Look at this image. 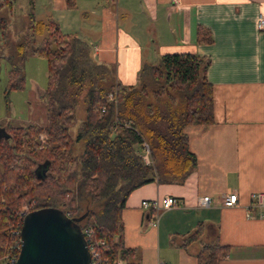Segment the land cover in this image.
I'll use <instances>...</instances> for the list:
<instances>
[{
	"label": "trees",
	"instance_id": "obj_1",
	"mask_svg": "<svg viewBox=\"0 0 264 264\" xmlns=\"http://www.w3.org/2000/svg\"><path fill=\"white\" fill-rule=\"evenodd\" d=\"M7 3L11 5L10 0H0V8ZM64 3L74 7L76 0ZM6 25L0 15L4 38ZM22 36L6 56L10 62L6 91L20 87L28 52L44 57L47 122L9 126L0 135V264H11L8 257H17L20 210L32 200L30 209L58 207L69 212L82 230H92V246L88 245L97 253L93 264L118 260L139 264L136 247L123 240L121 209L138 186L152 180L182 183L196 168L184 128L214 121L213 88L206 77L209 58L167 52L154 64L143 63L135 83L124 84L111 64L93 58L87 42L63 32L51 17L41 20L28 13ZM1 41L0 58L7 47ZM196 41L211 42L209 29L197 26ZM146 80L155 83L151 84L154 102L146 101ZM167 88L177 91L181 105L174 106L175 97ZM80 92L85 114L77 118L74 101ZM163 92L169 100L162 101ZM77 141L82 150L76 154L72 147ZM145 145L148 161L143 156ZM203 228L202 222L197 223L175 243L186 247L200 240ZM229 249L218 240L203 242L196 261L217 264Z\"/></svg>",
	"mask_w": 264,
	"mask_h": 264
},
{
	"label": "crops",
	"instance_id": "obj_2",
	"mask_svg": "<svg viewBox=\"0 0 264 264\" xmlns=\"http://www.w3.org/2000/svg\"><path fill=\"white\" fill-rule=\"evenodd\" d=\"M14 8L15 0H10ZM30 3V1H29ZM47 18L91 47L93 58L114 67L124 84L137 81L143 63H156L167 52H192L209 58L207 80L213 88L212 123L184 130L196 168L182 183L148 181L133 189L121 209L125 245L136 247L139 264H198L203 242L230 245L217 264H264V207L246 215L250 194L264 191V0H48ZM29 11L28 13H30ZM28 15V14H27ZM212 41H196L197 26ZM236 191L238 201L222 204ZM171 195L178 205L155 212L143 199ZM211 197L201 206L198 198ZM204 225L200 240L175 242ZM174 237V240H173Z\"/></svg>",
	"mask_w": 264,
	"mask_h": 264
},
{
	"label": "rangeland",
	"instance_id": "obj_3",
	"mask_svg": "<svg viewBox=\"0 0 264 264\" xmlns=\"http://www.w3.org/2000/svg\"><path fill=\"white\" fill-rule=\"evenodd\" d=\"M12 7V3L10 6L7 3L0 8V15L6 18L7 21V25L5 26V38L3 35L0 36V45H2L1 40H3V43L5 40L7 46L5 49L3 48L4 50L1 52V56L3 57L0 58V135L3 134L5 128L9 126L26 125L29 123L44 125L47 122L46 98L42 96V92L47 84L46 59L28 52L23 62V79L20 87L11 88L6 91L8 84V69L10 68V62L6 56L10 54L16 44L23 39L22 35L28 12H33L36 19H45L48 16L47 12L50 6L48 0H33L32 4L29 3V0H15L14 8L12 9ZM36 37L37 40H39L41 36L37 35ZM9 44L11 45L10 49ZM145 82L149 92L146 101L154 102L155 98L152 95L151 84L154 86L155 83L150 82V80H146ZM158 85H160V83L156 86ZM167 90V93H171L175 97V101L173 102L174 106L175 104L181 105L182 103L179 100L177 91L168 88ZM83 93L80 92L74 101L77 118H82L85 114ZM167 93H161L160 97L162 101L169 100ZM41 134L42 133H40V135ZM81 150L82 142L77 141L73 145L72 151L77 154L80 153ZM32 203L33 200L25 204L21 208L20 213L25 208L31 207ZM15 232L17 231L15 230ZM12 258L13 257L9 256L8 260L11 261Z\"/></svg>",
	"mask_w": 264,
	"mask_h": 264
},
{
	"label": "water",
	"instance_id": "obj_4",
	"mask_svg": "<svg viewBox=\"0 0 264 264\" xmlns=\"http://www.w3.org/2000/svg\"><path fill=\"white\" fill-rule=\"evenodd\" d=\"M19 237L20 248L13 264H91L83 230L58 207L28 211Z\"/></svg>",
	"mask_w": 264,
	"mask_h": 264
},
{
	"label": "built area",
	"instance_id": "obj_5",
	"mask_svg": "<svg viewBox=\"0 0 264 264\" xmlns=\"http://www.w3.org/2000/svg\"><path fill=\"white\" fill-rule=\"evenodd\" d=\"M179 0H171V3L173 6L178 5ZM257 28L258 29H263L264 28V16L260 15L258 17L257 20ZM110 98L112 99L113 96L112 94H110ZM43 135H40V138H42ZM147 146L145 145V152H144V158L146 161H148V155H147ZM211 201V197L209 195H202L198 198V204L201 206H207L210 204ZM238 201V194L236 191H231L226 193L225 195H223L222 197V204L225 206H232L234 204H236ZM141 205L143 207L146 208H151L153 209V211L155 212V214L153 215L152 218V224H156L157 221V212L159 210L162 209H167L170 207H174L178 205V200L176 197L171 196V195H166L160 198H153V199H143L141 201ZM260 207H264V191H256V192H252L250 194V202L248 204H246V215L247 216H253L252 214V209L256 208L259 209ZM31 207H27L24 210L21 211V216L23 219V216L30 211ZM69 216V212L66 213ZM256 216H263L264 213L260 212V210H258L255 214ZM21 227V226H20ZM18 233L20 231V228L18 230H16ZM91 232L92 230L90 228H86L85 230H83V234L85 237V240L88 244H90V246H92V239H91ZM99 243H103V241H98ZM89 248V245H88ZM90 255H91V264H93V260L94 258L97 256L96 250L95 249H89ZM16 258H12L11 261L9 260V262H11V264H13L15 262ZM116 264H125V262L123 260H118Z\"/></svg>",
	"mask_w": 264,
	"mask_h": 264
}]
</instances>
